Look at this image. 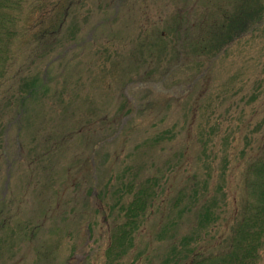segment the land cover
I'll return each mask as SVG.
<instances>
[{
  "label": "rangeland",
  "instance_id": "rangeland-1",
  "mask_svg": "<svg viewBox=\"0 0 264 264\" xmlns=\"http://www.w3.org/2000/svg\"><path fill=\"white\" fill-rule=\"evenodd\" d=\"M28 2L40 6L21 10L11 78L0 87L8 152L0 158V264L164 263L176 230L157 234L162 205L122 257L108 252L113 206L129 194L125 184L149 177L162 182L160 197L163 188L173 197L188 171L209 175L212 191L222 185L228 205L241 194L244 166L230 176L232 151L264 131V20L235 39L209 33L250 6L264 19V0ZM42 17L63 21L38 51L33 34L50 28L49 19L34 27ZM175 215L185 232L189 217Z\"/></svg>",
  "mask_w": 264,
  "mask_h": 264
},
{
  "label": "trees",
  "instance_id": "trees-1",
  "mask_svg": "<svg viewBox=\"0 0 264 264\" xmlns=\"http://www.w3.org/2000/svg\"><path fill=\"white\" fill-rule=\"evenodd\" d=\"M28 1L0 0V87L11 78H8V70L14 56L12 43L20 38L23 30L20 26L23 20L21 10L25 7L37 10L40 6V2ZM57 3L54 4L55 7H60L62 2ZM62 9L64 12L69 10L67 7ZM258 11V8L250 6L246 9L247 17L240 15L241 12L235 17L226 16L225 21L215 23L209 36L212 35L213 39L220 41V38L225 35L235 39L244 36L246 33L244 31H254L264 20L258 17ZM45 19H49L48 27L50 28L33 34L35 49L38 51L46 45L48 48L49 44L53 43L63 21L56 25L57 22H53V17H42L41 22L34 27L41 26ZM240 27L243 28V32H237ZM256 112L243 121L241 130L246 127L248 130ZM6 136L7 129H2L0 118V158H8L4 143ZM241 137H238L239 141ZM162 139L164 137L160 140ZM257 139L254 141V138H246V145L240 152L236 150V147L232 151L235 155L230 176L233 177L242 164L244 172L240 180L242 192L239 196L232 194L230 205L226 202L228 193H224L222 185L212 191L208 187V181L211 178L209 175L198 180V175L188 170L184 187L178 189L173 197L165 196L168 192L165 188H163L165 195L160 197L159 184L162 182L160 183L156 178H146L140 181V184H135L134 181L125 184L124 187L129 194L119 197L116 206H113L117 213V223L114 225V233L109 242V256H126L134 246L135 237L141 230V226L146 225L150 219L148 216L151 210L156 205H162L165 217H162L160 221L164 219L166 222L164 226L162 225L161 232L157 234L176 230L171 233V240L168 241V258L162 264H260L264 250V131ZM160 140L157 139V143ZM190 149V146L187 147L184 154L187 161L188 158L194 157L192 153H189L192 151ZM180 168L173 173L170 181L180 176ZM220 178L225 179L224 169L220 172ZM165 180L166 183L169 182V177ZM230 180L232 185L228 189L238 194L234 187L235 178ZM201 184L204 185V189L200 191L198 189L202 186ZM97 202L99 205L101 202L95 199V205L98 207ZM175 214H185L189 217L183 233L180 232ZM160 228L161 224H159Z\"/></svg>",
  "mask_w": 264,
  "mask_h": 264
}]
</instances>
